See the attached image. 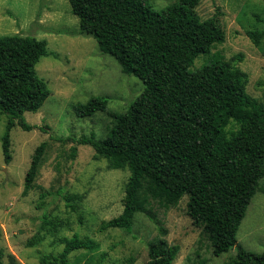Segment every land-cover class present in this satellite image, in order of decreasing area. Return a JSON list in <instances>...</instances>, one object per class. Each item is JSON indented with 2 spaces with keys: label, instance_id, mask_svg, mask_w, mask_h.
Returning <instances> with one entry per match:
<instances>
[{
  "label": "trees",
  "instance_id": "16d2710c",
  "mask_svg": "<svg viewBox=\"0 0 264 264\" xmlns=\"http://www.w3.org/2000/svg\"><path fill=\"white\" fill-rule=\"evenodd\" d=\"M201 1L177 0L157 11L149 0H69L81 31L92 35L103 53L115 57L124 73L144 83L124 112L108 110L107 97L75 104L78 117L108 112L113 118L103 139L83 136L78 142L92 145L95 158L108 159L110 169L130 171L124 209L104 221L102 230L131 231L137 213L152 218L149 197L170 208L188 195L187 212L202 226L214 255L237 247L234 264H264V251H248L237 240L247 207L264 177V94L257 99L247 92L249 76L236 64L242 55L226 59L212 53L225 42L226 32L216 16L200 18L196 8ZM248 35L260 45L264 29L249 30ZM47 54L46 40L0 36V113L8 118L2 136L7 163L12 159V129L18 125L32 130L25 112L39 111L52 93L36 71ZM200 56L206 60L194 68ZM46 147L44 142L36 148L24 195L35 188ZM72 198L82 197L66 196ZM58 225L45 220L42 228L50 226L56 232ZM159 230V238L148 244L150 264H173L180 246L169 244L166 228ZM42 238L34 236L29 245ZM62 241L64 249L59 254L43 253L42 264H79L80 259L69 260L73 251L86 249L94 254L100 248L78 234ZM104 258L101 253L98 262ZM5 259L8 264H23L0 248V264Z\"/></svg>",
  "mask_w": 264,
  "mask_h": 264
},
{
  "label": "rangeland",
  "instance_id": "374dc122",
  "mask_svg": "<svg viewBox=\"0 0 264 264\" xmlns=\"http://www.w3.org/2000/svg\"><path fill=\"white\" fill-rule=\"evenodd\" d=\"M177 0H149L160 11ZM202 20L216 16L226 40L212 53L226 59L242 55L236 64L249 76L247 92L261 99L264 94V39L260 45L249 30L264 29V0H202L196 8ZM20 34L46 40L48 54L36 65L52 93L37 112H25L30 131L15 126L11 131L10 163L2 148L8 118L0 113V248L23 264H42L41 255L64 249L63 238L78 234L99 243L94 254L73 251L69 260L79 264H150L148 244L167 229L170 245H179L173 264H234L237 247L220 256L213 254L202 226L187 212L188 195L176 206L165 208L149 197L151 213H137L131 231L102 230L104 221L122 213L128 169H110L106 158H95L83 136L103 139L113 124L108 112L78 117L73 106L93 97H107L108 110L124 112L144 89L137 76L124 73L115 57L103 53L90 35L81 31L69 0H0V36ZM206 57H198L194 68ZM193 69V67L191 68ZM46 142L35 188L24 195L25 178L36 148ZM46 196L41 198V194ZM78 194L81 199H66ZM71 205H74L75 209ZM45 220L58 222L56 232ZM43 237L34 246L29 241ZM238 244L256 254L264 251V177L252 197L237 233ZM105 258L98 262L100 254ZM94 255V258L90 256ZM90 258V259H89ZM91 260V261H90ZM4 264H8L5 259Z\"/></svg>",
  "mask_w": 264,
  "mask_h": 264
}]
</instances>
